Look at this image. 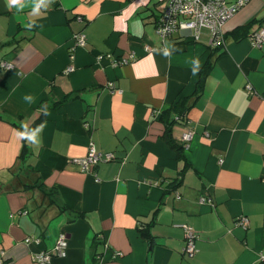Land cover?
<instances>
[{
  "label": "crops",
  "instance_id": "0c3cea01",
  "mask_svg": "<svg viewBox=\"0 0 264 264\" xmlns=\"http://www.w3.org/2000/svg\"><path fill=\"white\" fill-rule=\"evenodd\" d=\"M163 5L54 0L32 17L31 7L17 12L0 0L7 264H40L30 252L52 250L59 232L65 253L49 264H264V40L249 39L264 27V0L224 20L220 46L206 25L159 37ZM79 30L85 41L72 45ZM24 124L43 125L39 145L16 136ZM188 129L178 158L173 142ZM89 146L114 157L84 170L73 158ZM181 223L196 234L191 256Z\"/></svg>",
  "mask_w": 264,
  "mask_h": 264
},
{
  "label": "built area",
  "instance_id": "2783aa9c",
  "mask_svg": "<svg viewBox=\"0 0 264 264\" xmlns=\"http://www.w3.org/2000/svg\"><path fill=\"white\" fill-rule=\"evenodd\" d=\"M164 1V0H163ZM166 5L159 14V25L154 28L155 33L160 37L168 35L170 32L180 29L191 32L195 35L197 29L201 25H206L210 30V44L212 46H220L223 44L220 28L224 20L233 13L238 7L244 4L247 0H165ZM164 1V2H165ZM80 15H77L79 18ZM71 38L73 40L72 45H81L85 41V33L83 31H76L72 33ZM250 41L253 44L258 45L264 40V27L260 26L250 33ZM110 53L105 54L109 57ZM131 52L127 57L112 58V61L116 63H124L132 58ZM70 69V67L66 68ZM111 86L112 84L109 83ZM247 89H250L249 84H246ZM191 130H185L181 132L179 139L184 146L188 145V141L191 138ZM114 157L112 152H100L93 146H89L86 153L83 156L73 158V160L82 169H87L88 165L94 164L98 161L109 160ZM264 180V174H263ZM236 223L245 226L247 224V218L245 216H239ZM183 229L184 243L182 251L191 256L195 250L194 239L195 232L193 228L186 223L180 224ZM28 240V238H24ZM35 241V239H34ZM66 238L63 232H59L57 238L52 246V250L37 249L30 252V258L40 264H49L52 253L62 256L65 253ZM182 252V253H183ZM117 254L119 252H116ZM258 257L264 259V248L259 252ZM0 264H7L5 258V251L0 250Z\"/></svg>",
  "mask_w": 264,
  "mask_h": 264
},
{
  "label": "clouds",
  "instance_id": "9594fccd",
  "mask_svg": "<svg viewBox=\"0 0 264 264\" xmlns=\"http://www.w3.org/2000/svg\"><path fill=\"white\" fill-rule=\"evenodd\" d=\"M54 0H6V5L10 10H16L17 12H23L26 7H31V16L36 17L41 15V8L47 9L49 4H52ZM35 20H29L25 24V28L28 30L33 29L36 27ZM168 50L165 49L164 55L167 56ZM193 64L195 65L193 69V73L196 74L200 68V60L199 58H194ZM23 99L28 102L32 103L34 101V97L31 95H25ZM22 131H18L16 136L23 141H27L33 145H39L41 143V133L43 130V125L29 129L27 124L22 125Z\"/></svg>",
  "mask_w": 264,
  "mask_h": 264
},
{
  "label": "trees",
  "instance_id": "16d2710c",
  "mask_svg": "<svg viewBox=\"0 0 264 264\" xmlns=\"http://www.w3.org/2000/svg\"><path fill=\"white\" fill-rule=\"evenodd\" d=\"M165 1V0H164ZM165 5H166V1L164 2V5H163V7H162V9L160 10V13H161V11H163V9H164V7H165ZM159 13V14H160ZM158 17H159V15H158ZM159 23H160V21H156V23H155V25H154V28L155 27H157L158 25H159ZM244 25H247L246 23L245 24H243L240 28H245L246 26H244ZM166 36V35H165ZM160 37V36H159ZM172 108H174V106H172ZM172 113H174V112H172ZM172 113H170V114H172ZM170 114H168L167 113V115H166V119H167V121H166V124H165V128H164V132H167V131H169V126H170V123H171V121L174 119V116L172 115V117H170ZM171 144V143H170ZM173 144L176 146V148L178 149V150H176V156L178 157V158H182L183 157V154H182V141L179 139V143H176V142H173ZM172 145V144H171Z\"/></svg>",
  "mask_w": 264,
  "mask_h": 264
}]
</instances>
